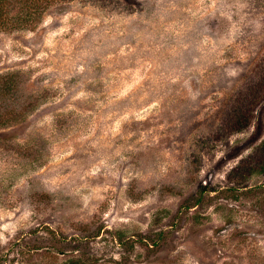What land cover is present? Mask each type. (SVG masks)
I'll return each instance as SVG.
<instances>
[{
	"label": "rangeland",
	"instance_id": "374dc122",
	"mask_svg": "<svg viewBox=\"0 0 264 264\" xmlns=\"http://www.w3.org/2000/svg\"><path fill=\"white\" fill-rule=\"evenodd\" d=\"M0 76V264H264V0H66Z\"/></svg>",
	"mask_w": 264,
	"mask_h": 264
},
{
	"label": "trees",
	"instance_id": "16d2710c",
	"mask_svg": "<svg viewBox=\"0 0 264 264\" xmlns=\"http://www.w3.org/2000/svg\"><path fill=\"white\" fill-rule=\"evenodd\" d=\"M56 5L58 10L66 7V0H0V30L18 29L26 25L33 26L40 21L43 13ZM8 76H0V92L5 88ZM9 123L8 117L0 116V126ZM51 253L58 249L51 248ZM61 264H88L82 257L70 258Z\"/></svg>",
	"mask_w": 264,
	"mask_h": 264
}]
</instances>
